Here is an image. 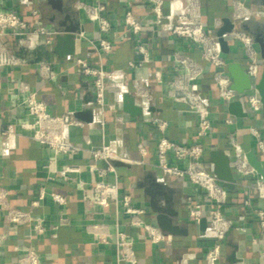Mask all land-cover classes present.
<instances>
[{
  "label": "crops",
  "instance_id": "0c3cea01",
  "mask_svg": "<svg viewBox=\"0 0 264 264\" xmlns=\"http://www.w3.org/2000/svg\"><path fill=\"white\" fill-rule=\"evenodd\" d=\"M80 1L84 0H0L4 7L17 9L31 24L49 25L60 33L68 28L80 29L75 55L61 58L54 50V36L53 45L38 49L27 62L0 71V126L11 124L15 127V135L11 138L0 132V190L8 192L7 201L11 206L30 210L43 218L46 228L45 233L39 235L29 226L10 224L0 208V235L6 237L1 249V264H18L25 247L34 248L42 264H113L116 258L114 239L118 232L127 233L133 239L138 264H207L206 255L215 242L208 213L210 201L204 191L190 181L162 176L156 167L160 133L145 122L146 115L166 120L168 136L175 142H202L205 163L210 169L212 150H224L230 156L237 183L229 190L224 211L233 226L223 242L219 264H264V227L244 204L250 199L264 210V200L258 198L254 188L256 178L264 179V153L258 146L259 140L264 142V112L263 109L254 112L245 96L240 100L248 116L231 115L215 82V73L219 70L228 73L230 62L248 65L243 47L230 37L233 30L247 31L264 42V16L236 21L233 19L234 3L241 2L264 12V0H199L204 26L214 36L230 26V22L233 24L232 30L224 35L229 47L228 52H222L227 63L224 68L210 65L191 42L172 34L176 17L188 10L186 0H164L161 24L156 23L148 0H101L107 6L106 15L112 25L109 38L114 48L111 54L102 53L95 45L98 27L77 9ZM129 11L142 23L140 34H135L125 22ZM11 45H14L12 40ZM140 45L146 48L149 61L140 68H132L129 62L141 58ZM256 49L263 63L262 50L257 43ZM177 51L192 55L205 68L199 87L211 110L212 129L204 139L197 135V115L187 104L167 94L168 83L175 78L172 59ZM42 58L49 60L58 72L57 83L39 77L37 62ZM77 58L110 71L105 106L97 104L93 84L82 75L75 63ZM137 81L149 91L151 100L135 97ZM19 82H26L36 91L54 116L73 115L79 123L66 129L73 143L86 150L110 145L127 163L114 164L110 168L106 161L93 159L87 151L72 157L56 155L36 142L32 130L19 124L21 120L32 121L19 104ZM126 94L136 99L142 107V115L132 117L124 111ZM227 119L231 123H227ZM231 139L243 148L255 176L236 173ZM69 164L78 166L81 169L79 177L90 185L96 180V168L106 169L104 180L116 186L117 201L97 204L92 191L86 193L60 177L57 172ZM41 190L64 195L66 204L54 203L49 195L39 199ZM124 196H129L136 206L145 210L143 219L157 226L165 239L152 242L144 229L127 224L120 204ZM36 200H40L38 205H34ZM194 203L204 208L199 221L190 216ZM158 211H162L181 233L163 231L158 224ZM108 236H111L110 241L103 242Z\"/></svg>",
  "mask_w": 264,
  "mask_h": 264
},
{
  "label": "built area",
  "instance_id": "2783aa9c",
  "mask_svg": "<svg viewBox=\"0 0 264 264\" xmlns=\"http://www.w3.org/2000/svg\"><path fill=\"white\" fill-rule=\"evenodd\" d=\"M156 18V23L163 22L164 0H148ZM188 10L178 14L172 28V34L191 42L201 53L204 60L216 68H224L227 63L222 56V51L217 37L208 30L203 23L199 0H186ZM77 9L83 11L89 21L98 27L99 36L95 41L98 50L104 54L113 52L114 43L109 35L112 33V25L108 19L107 6L101 0H84L77 4ZM36 14V12H34ZM253 16H264V12L253 10L241 2L234 3L233 19L242 21ZM126 24L135 34L142 31V23L138 21L131 11L127 12ZM60 32L49 25H36L27 22L17 9L4 7L0 3V71L13 68L28 61L38 49L54 44V36ZM230 37L239 42L246 54L248 65L247 72L254 83L261 75L263 63L258 57L255 36L247 31L238 29L230 33ZM11 40L13 46L11 45ZM141 58L129 62L130 67L140 68L149 61V55L143 45L139 46ZM76 65L82 75L90 80L94 87L96 102L100 106L106 104V87L111 77L110 71L104 67H95L85 60L77 58ZM172 68L175 78L168 83V96L177 102L185 103L190 110L197 115L198 137L204 139L212 129L211 110L201 95L199 82L204 76L205 68L203 63L196 60L192 55L184 52H175L172 59ZM38 75L43 81L57 83L59 74L53 68L52 63L46 58L37 62ZM215 82L221 99L230 104L247 96L248 102L254 112H261L263 105L257 91L248 95H239L231 89L232 79L230 75L222 70L215 73ZM134 95L137 98L151 100L149 91L140 82L134 84ZM19 104L24 114L32 118V121L21 120L22 128L32 130L33 139L50 148L56 155L64 154L70 157L87 151L95 160H104L110 168L114 164H125L127 161L115 153L110 145L93 147L88 150L73 143L66 133L69 126L79 122L72 114H65L61 117L51 114L44 101L39 99L36 91L32 90L26 82L18 83ZM145 122L156 127L160 133V139L156 148V167L162 176L173 179H186L192 184L200 187L210 201L208 210L211 220V234L214 237V245L206 255L207 264H219L222 257V247L226 236L233 226V222L225 214L224 207L229 199V189L221 182L208 168L205 163V146L202 142L191 144H180L168 136L169 123L156 115H146ZM231 123L230 119L226 120ZM254 131V130H253ZM0 132L4 137L11 138L15 135L14 125L0 126ZM257 137L258 133L254 131ZM234 148V164L236 173L244 177L255 176V170L250 166L241 145L231 139ZM260 150L264 153V142L258 141ZM185 163V165H184ZM81 169L69 164L59 170L57 174L65 180L71 181L75 186L84 192L92 191L96 195L97 204H107L109 200L117 201L116 186L105 182L104 177L107 170L97 167L95 170L96 180L93 185L79 177ZM255 190L258 198L264 200V179L256 178ZM49 195V198L56 204L65 205L64 195L52 191L46 193L41 190L40 198ZM8 192L0 190V208L4 210L6 222L15 226H29L34 232L41 235L46 231L43 218L35 216L32 211L11 206L8 201ZM36 200L34 205H38ZM120 204L123 206V214L126 222L133 228L144 229L152 242L165 239L163 232L143 219L145 210L136 206L129 196H124ZM245 206L252 211L264 227V210L255 206L250 199L245 200ZM203 205L194 203L190 207L191 218L199 221L203 215ZM242 230V229H241ZM111 236L103 238L108 243ZM6 237L0 235V264L1 249L5 245ZM116 258L113 264H138L134 250V241L131 236L124 232H118L114 239ZM264 256V251H263ZM18 264H42L40 254L31 247L22 249V255Z\"/></svg>",
  "mask_w": 264,
  "mask_h": 264
},
{
  "label": "water",
  "instance_id": "95a60500",
  "mask_svg": "<svg viewBox=\"0 0 264 264\" xmlns=\"http://www.w3.org/2000/svg\"><path fill=\"white\" fill-rule=\"evenodd\" d=\"M232 28L233 24H231L230 22V26L223 28L217 34V40L220 45V49L224 53L229 51V47L224 35L227 32H230ZM79 32V28H68L63 33H59L56 35V45L54 50L61 58H67L75 55L76 39ZM255 42L261 47L262 58L264 61V42L258 36L255 37ZM228 73L232 79L231 89L237 94L244 96L251 91L258 92L261 98L264 112V62L260 78L256 83L252 81L247 72V68L240 62H230L228 64ZM123 103L124 111L132 117H138L142 115V107H140L136 103V99L132 95H124ZM228 110L229 113L235 117L243 118L248 116V113L245 111L244 104L241 100H235L231 102L228 105ZM210 161L212 163V171L214 175L221 182H223L229 190H233L235 188L237 180L232 169L230 156L224 150L215 149L210 153ZM152 206L155 207V204L152 203ZM158 212V224L163 231L170 232L172 234L181 233V231L162 211ZM205 221L206 220H203V222ZM202 229H204L203 225Z\"/></svg>",
  "mask_w": 264,
  "mask_h": 264
}]
</instances>
